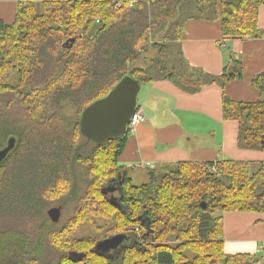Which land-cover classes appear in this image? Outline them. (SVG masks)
<instances>
[{
  "label": "trees",
  "instance_id": "16d2710c",
  "mask_svg": "<svg viewBox=\"0 0 264 264\" xmlns=\"http://www.w3.org/2000/svg\"><path fill=\"white\" fill-rule=\"evenodd\" d=\"M261 5L264 0H18L15 19L0 18V148L16 137L0 165V264H264V247L260 256L225 252L223 218L215 214L264 212V161L254 171L242 160L179 161L161 165L169 171L162 175L158 166L148 182L134 185L119 164L130 132L96 144L81 134L79 116L127 74L140 84L171 80L191 93L241 79L238 61L220 75L192 67L182 50L184 24L216 18L224 36L260 38ZM24 33L37 45L24 43ZM150 37L158 39L150 44ZM150 49L156 55L147 60ZM252 85L264 94V70ZM69 108L78 112L75 121ZM222 113L238 122L242 147L264 150V99L247 102L223 93ZM107 147L113 169L103 170L112 172L110 178L101 183L104 172L90 171L80 187L72 177L76 166H89ZM59 183L67 189L61 203L82 209L98 189L105 201L94 219L74 221L61 246L55 240L65 228L47 215L48 191ZM105 206L122 220L96 218ZM178 217L189 221H174ZM117 233L129 236L127 246L109 256L92 250ZM170 234L180 242L166 243Z\"/></svg>",
  "mask_w": 264,
  "mask_h": 264
},
{
  "label": "crops",
  "instance_id": "0c3cea01",
  "mask_svg": "<svg viewBox=\"0 0 264 264\" xmlns=\"http://www.w3.org/2000/svg\"><path fill=\"white\" fill-rule=\"evenodd\" d=\"M18 11V0H0V18L10 23ZM258 26L264 30V5L259 8ZM182 50L188 63L212 75L223 73L227 65L240 63L241 79L225 88L205 84L197 92L182 90L171 80L141 84L137 107L145 117L128 135L119 157L124 175L134 185L148 182L158 166L185 162L233 159L251 162L252 171L264 161V150L239 144V124L226 120L222 97L255 102L264 94L252 85L264 70V36L233 38L224 36L220 19H189L184 24ZM224 250L228 254L262 252L264 212L224 211ZM257 256V255H256Z\"/></svg>",
  "mask_w": 264,
  "mask_h": 264
},
{
  "label": "water",
  "instance_id": "95a60500",
  "mask_svg": "<svg viewBox=\"0 0 264 264\" xmlns=\"http://www.w3.org/2000/svg\"><path fill=\"white\" fill-rule=\"evenodd\" d=\"M71 40L73 42L75 39ZM140 88L141 84L131 74L123 76L106 95L97 98L83 109L80 116L81 134L96 144L126 135L130 119L137 108ZM15 146L16 137L8 138L6 145L0 148V165ZM109 188L113 191L115 187ZM47 214L57 223L60 220L61 207L49 208ZM128 239L129 236L124 233L113 234L99 240L92 250L109 256L111 250L127 246L125 243Z\"/></svg>",
  "mask_w": 264,
  "mask_h": 264
},
{
  "label": "rangeland",
  "instance_id": "374dc122",
  "mask_svg": "<svg viewBox=\"0 0 264 264\" xmlns=\"http://www.w3.org/2000/svg\"><path fill=\"white\" fill-rule=\"evenodd\" d=\"M54 28H57V25L56 24H53ZM23 36L27 37L28 40L27 42H24V43H28V46H33V45H37V42L35 40V38L33 37L32 34H29V33H24L22 34ZM155 39H158V38H152L150 37V44L154 43L155 42ZM68 41H66L67 43ZM65 43V44H66ZM156 55V50H152L150 49L149 52L147 53V56H146V59H151L152 57H154ZM141 62V61H140ZM238 64V63H237ZM240 65V63H239ZM11 83H15L17 81V73H12L11 74V79L9 80ZM67 114H68V117L71 118L73 121L74 120V116H78V112L73 109V108H69L67 110ZM81 116V115H79ZM110 156V147H107L105 150H103L95 159L98 160L99 164H102L104 162L107 161L108 164H102L101 168L100 166L97 165V163L93 160V161H90L91 164L89 166L86 165V163H82L80 164V166H76V169H77V175H72V177L75 179V181L78 179L79 183H80V187H86L87 186V182L84 180V178H89L91 177L90 175V171L92 172H95V173H99V171H103L104 174L101 176L100 180H101V183L102 181L110 178L109 175H111L110 173L112 172H108V171H104L103 169L106 170V167H109L111 170L113 169V165L110 166V160L112 162V158ZM102 162V163H100ZM158 173L159 175H162V173H166V172H169L168 169L166 167H159L158 169ZM77 177V178H75ZM184 190H187V189H184ZM67 189H66V185L63 184V183H59V185L48 191V197L50 199V203L48 205V209L49 208H52V207H59L61 206V216H60V220L57 224V227L59 226H62L65 228L62 232H60L59 235H61L60 237L58 236V239L59 241L56 239L55 242L61 246V243L62 242H69L68 239L70 237V235L68 234V231L69 229L73 228V224H75L76 222H74L75 220L77 221H87L88 219L90 218H93L94 219V216H95V213L97 211V209H99L102 205H104L105 201L104 199L100 196V193H99V189L97 191V193H92L90 195V198L89 200L86 202L87 206L82 208V209H78L76 207V205H74L73 203H71L70 201L68 202H63L61 203V201L64 200L65 198V193H66ZM112 195L116 197H118V193H115L113 194L110 193V197H112ZM81 208V206H80ZM47 209V210H48ZM167 211V209L165 210ZM224 211H218L216 212L215 214L216 215H219V214H223ZM48 215V214H47ZM48 217H50L48 215ZM171 217V216H170ZM96 218H99V219H105V221H114V218H118L119 220H122L120 216H117V214L111 210V208H109L108 206H105V210L103 213H101V211L98 213V215L96 216ZM95 218V219H96ZM179 219H176L174 221H189V220H186V218L184 217H178ZM173 219V218H171ZM107 226H110L108 224H106ZM64 231H67L65 233H63ZM87 229L86 228H83L81 230H78V231H74L73 235L76 236V235H79V234H83L84 232H86ZM62 233V234H61ZM177 237V234H170V237L167 238L165 240L166 243H171V244H175L176 241H179V239H176ZM76 238V237H74ZM72 238V239H74ZM262 253L261 252H256V255L257 256H260ZM152 264V263H150ZM154 264V263H153Z\"/></svg>",
  "mask_w": 264,
  "mask_h": 264
},
{
  "label": "built area",
  "instance_id": "2783aa9c",
  "mask_svg": "<svg viewBox=\"0 0 264 264\" xmlns=\"http://www.w3.org/2000/svg\"><path fill=\"white\" fill-rule=\"evenodd\" d=\"M132 4V3H131ZM145 121V117L139 112V110H135L134 114L132 115L130 122L128 124V131H134L136 126L140 123Z\"/></svg>",
  "mask_w": 264,
  "mask_h": 264
}]
</instances>
